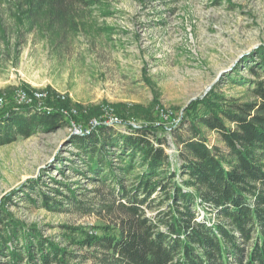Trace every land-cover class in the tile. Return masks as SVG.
Returning a JSON list of instances; mask_svg holds the SVG:
<instances>
[{
    "label": "rangeland",
    "instance_id": "obj_1",
    "mask_svg": "<svg viewBox=\"0 0 264 264\" xmlns=\"http://www.w3.org/2000/svg\"><path fill=\"white\" fill-rule=\"evenodd\" d=\"M6 7L0 0V110L57 109L68 122L0 143V206L63 248L84 252L88 236L101 235L115 220L107 212L68 204L50 209L41 201L39 190L54 195L52 188L65 194L70 188L86 203L108 192L107 185L88 180L93 173H83L89 169L77 155L74 138L90 130L76 118L81 111L100 110L90 118L93 126L105 117L117 131L131 132L130 125L161 121L187 136L189 122L180 124L193 101L211 92L239 102L255 100L248 65L264 46V0H93L64 38L29 31L2 11ZM202 108L199 104L198 112ZM118 109L128 121L115 114ZM158 135L167 136L173 168L181 166L182 145L172 130L160 129ZM206 136L217 143L216 132L206 131ZM177 179L181 183L184 177ZM31 180L38 182L37 191L28 189Z\"/></svg>",
    "mask_w": 264,
    "mask_h": 264
},
{
    "label": "trees",
    "instance_id": "obj_2",
    "mask_svg": "<svg viewBox=\"0 0 264 264\" xmlns=\"http://www.w3.org/2000/svg\"><path fill=\"white\" fill-rule=\"evenodd\" d=\"M5 1L2 11L29 31L36 28L64 38L93 0ZM250 59L255 100L239 102L211 92L193 101L180 124L189 122L187 136L175 125L142 123L138 117L135 121L141 125H130L131 132L117 131L105 117L93 126L90 118L100 110L81 111L76 118L90 133L75 136L77 155L89 169L83 173H93L88 180L107 185L108 192L97 189L100 196L88 203L70 188L68 194L60 188H52L54 195L44 190L39 194L47 208L64 209L68 204L107 212L115 216L113 224L105 225L101 235L88 236L81 253L61 247L38 226L0 206V264H264V46ZM115 114L128 121L122 109ZM65 122L68 117L57 109L48 113L7 107L0 110V143ZM160 129H171L182 145L181 166L173 168L168 139L158 135ZM206 131L218 134L217 143H210ZM179 175L184 177L181 183ZM31 181L28 189L37 191L38 182Z\"/></svg>",
    "mask_w": 264,
    "mask_h": 264
},
{
    "label": "built area",
    "instance_id": "obj_3",
    "mask_svg": "<svg viewBox=\"0 0 264 264\" xmlns=\"http://www.w3.org/2000/svg\"><path fill=\"white\" fill-rule=\"evenodd\" d=\"M22 94L24 95V98H23V99L25 100V97H27V93H26V92H23ZM2 104H3V103H2ZM2 104H0V108H1ZM51 111H52V110H50V109H49V110H48V109L45 110V112H48V113H50Z\"/></svg>",
    "mask_w": 264,
    "mask_h": 264
}]
</instances>
